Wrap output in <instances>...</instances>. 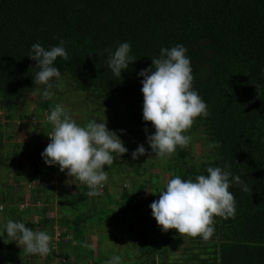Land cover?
<instances>
[{"label":"trees","instance_id":"1","mask_svg":"<svg viewBox=\"0 0 264 264\" xmlns=\"http://www.w3.org/2000/svg\"><path fill=\"white\" fill-rule=\"evenodd\" d=\"M60 40L69 59L55 61L61 77L53 79L52 91L66 97L69 104L65 109L87 110L88 122H102L105 115L110 117L105 123L115 130L117 122L126 118L117 129L124 130L121 138L129 149L122 159L132 162L129 173L143 168V173L134 175L145 176L146 180L137 178L132 186L122 189L117 188L119 183L113 186L111 175L123 176L121 166L113 163L105 167L108 180L100 195H87L86 185L78 194H70L71 199L61 206L74 217L62 219L59 212L56 218L61 220V228H66L62 235L70 234L71 241L64 243L59 236V252L50 249L45 255L47 264H52L55 252L60 264H84V259L91 256L85 237L92 226L107 224L114 231L133 222L134 213L140 216L135 227L142 226L132 235L137 245L129 240L132 249L121 252L106 240L111 248L107 246L109 250H103L94 264H107L114 254L121 256L122 264H175L164 261L168 253L165 245L179 233L176 229L164 235L157 232L150 205L159 199V189L176 175L194 180L206 175L209 166L226 168L243 181L230 187L236 213L227 219L215 216V232L209 240L191 237L192 256L184 264H264V0H0V112L16 115L13 111L25 109L33 100L32 113L36 111L44 118V111L48 117L60 104L41 96L44 86L34 84L37 62L28 56L33 43L50 49ZM125 41L131 43L130 54L137 60L117 78L107 61L110 52ZM177 44L188 48L193 88L206 102L209 115L196 118L184 133L191 137L185 148L178 146L171 157L160 158L147 143L148 133H154L155 128L143 119V77L139 72L153 65L162 48ZM60 81L69 91L60 89ZM125 111L129 115L122 113ZM48 127L46 139L53 129L50 122ZM198 137H205L208 146L201 156L193 142ZM214 142L218 146L213 147ZM142 143L147 153L132 159V152ZM25 150L32 162L41 158V148L27 145ZM114 156V160L122 157ZM0 167H4L1 158ZM39 173L35 167L31 178L37 180ZM143 185L149 187L147 196L142 195ZM112 186L116 193L110 192ZM22 198L21 194L8 201L7 195L0 194V204L6 206L0 213L6 218L0 228L9 219L19 221L9 212H16L12 205ZM40 220L42 224L22 221L34 231L49 234L48 225L55 218L43 215ZM151 223L154 231L146 230L144 226ZM71 255H76L74 260L78 262L71 263ZM39 257L23 252L6 233L0 235V264H35Z\"/></svg>","mask_w":264,"mask_h":264},{"label":"clouds","instance_id":"2","mask_svg":"<svg viewBox=\"0 0 264 264\" xmlns=\"http://www.w3.org/2000/svg\"><path fill=\"white\" fill-rule=\"evenodd\" d=\"M131 48V43L125 41L109 54L107 64L117 78L129 68L130 63L137 60L130 54ZM187 53L188 48L183 44L164 47L160 57L153 58V65L139 72V76L143 77V119L151 122L155 128L154 133H148L147 143L160 158L171 157L178 146L185 148L191 137L184 133L192 127L196 118L209 115L206 102L193 88L192 62ZM28 56L37 62L36 67L39 69L34 77L35 86H44L40 94L44 99H50L54 95L53 79L58 81L61 77L55 61L61 57L69 59L64 41L60 40L59 45L50 49L39 42L33 43ZM47 119L53 130L48 134L47 147L41 153L45 163L49 166L58 165L61 172L73 177L74 181L83 183L79 185H86L89 189L87 195H100V190L108 180L105 167L114 163V154L123 156L129 152L121 138L124 130L118 133L110 130L107 123L95 120L80 125L60 104L54 107ZM212 146L216 147L218 144L214 142ZM147 151L144 144H140L132 152V159L138 160ZM155 171L158 169L155 168ZM206 171V175H198L194 180L176 175L165 187L159 189V199L153 201L150 207L153 217L164 232L176 229L182 237L199 236L207 241L215 232V216L225 219L234 217L236 202L230 187L233 183L243 184L240 176L233 177L230 170L219 166H209ZM40 177L34 187L57 193L58 189H54V184L44 179L39 182ZM34 187H30V195L22 198L27 207L32 206L31 189ZM244 190H247L246 185ZM36 204L42 207V201H36ZM56 217L55 213V221L49 224V234L46 231H34L23 221L9 219L0 228V235L6 233L27 254L46 255L50 249L54 250L53 240L58 247L59 236L56 239L51 236V228L60 223ZM31 222L40 224L37 218ZM107 264H122L121 256L112 255Z\"/></svg>","mask_w":264,"mask_h":264},{"label":"rangeland","instance_id":"3","mask_svg":"<svg viewBox=\"0 0 264 264\" xmlns=\"http://www.w3.org/2000/svg\"><path fill=\"white\" fill-rule=\"evenodd\" d=\"M64 80H66V78ZM60 82H61L60 89L62 91H66L67 89L65 88L64 81H60ZM51 99L53 102L60 103L63 106L69 104L66 97L64 98L58 96L56 92H54V95L51 97ZM33 103L34 101L32 100L31 103L27 104V107L25 109L18 107L19 108L18 111L17 110L13 111L16 115H6L5 110H2L0 112V132H1L0 158H1V164H4L3 168L0 167V194L7 195V199H9L8 201H11L13 197L19 198L21 194H23L22 195L23 199L28 195H30L29 192L30 187L31 186L34 187L35 185L34 182L38 181L36 180V178L35 179L31 178V175L35 171V167H36V171L40 172L39 174L40 176H42L40 177L39 182L43 181L44 179L49 183L54 184L53 186L54 189L56 190L58 189L57 193H53L42 187H34L33 189H31V191L33 192L31 194L33 203L31 202L30 204H32V206L31 207L25 206L23 199H21L19 203L12 205L15 208L16 212L13 214L9 212V215L16 217V219L17 220L19 219V221L23 220L24 222H27L29 220L30 221L36 220L37 218L39 220V223L41 224H42V220L40 219L43 217V215L48 216V218H54L56 213L57 218H59L60 216L59 212H60L62 213V219L65 217L72 218L74 217V215H72L71 211L67 207L61 206V202L70 200L71 199L70 194L71 195L78 194L80 188L83 187L79 184H83V183L79 181H74L73 177H68L65 172H61L58 165L57 166L47 165L44 159L42 158V156L40 159L34 160L33 162L31 161L30 157L27 156V151L25 150V147L27 145H30L31 147H35V148H41L42 152L44 151V149L47 147V139L46 137H44V134L49 130L48 129L49 120L47 119V112L44 111L41 114L42 117L44 116V118L39 117L40 114H38L36 111L32 113L33 109L35 108V105H33ZM74 111L75 110L71 109L70 107H66V112L72 119H74L80 125L82 124L86 125L88 123V120L86 118V116L88 115L86 113L87 110L86 111L77 110L79 112H74ZM111 111H113V109H111ZM122 113H126V111ZM112 114L113 117L111 115L110 116L115 119V112H112ZM126 114L129 115V112H127ZM116 115L119 116L118 113ZM134 115L138 116V114H134ZM8 116H10L11 118H8ZM101 118H102L101 121L103 123L110 120V117L105 115L102 116ZM125 119L126 118L120 119L117 122L115 126V131H117L118 127H122L126 123ZM133 142H137V141L134 140ZM193 142L195 147L197 148L198 156H201L203 152L208 149L207 141L205 137H198ZM122 158H124V155L120 157L118 160H114L116 161L114 162L115 164H119L121 166L120 171L121 174L123 173L122 174L123 176L120 177L119 174L111 175V179H113L112 180L113 186H116L117 183H119L117 188L122 189L126 186L128 187L132 186L131 185L132 181L137 180V178L138 180L139 179L146 180L145 176L139 177V175L137 176L134 175V174L143 173V168L137 166L139 169L134 168L133 171L134 174L129 173L128 172L129 169L134 166L132 165L131 161L129 160L125 161ZM145 163L146 162H144V164ZM15 181H20L22 182V184H17V183L15 184ZM113 186L109 188L110 192L114 191ZM137 187L135 190L136 193H137ZM143 187L144 189L142 188L141 191L142 195L147 196L149 193V187L148 185H143ZM114 193H116V189ZM36 201L45 202L44 207H39L36 204ZM3 209H6L5 204L0 206V213L3 211ZM134 214L135 215L133 216V218H131L133 222H129L126 225H121L119 229L117 228L114 231H113L114 228L107 224H103V225L94 224L92 226L91 232H89L85 237V244L87 245L88 253H91V256L86 257V259H84V264H94L99 259L98 257L101 255L103 250H109V248H111L110 245L105 244L106 240H109L110 243L116 245L118 247L117 250L121 252H124L126 249H132L131 245L129 244V240L132 243H135L136 241L135 244L137 245L136 236L134 238L132 237V235L134 232L139 231V229H142L141 228L142 226L139 229L135 227L134 222L139 221L140 216L139 214L136 213ZM5 219H6L5 216L3 215L2 217V215L0 214V224H3V221L5 222ZM58 221L61 222V220ZM144 227L148 231H154V227L152 223L146 224ZM49 228L50 226L48 225V229ZM51 229L53 230V233H51L53 239H56L58 236H61L62 234H64V232H66V228L65 227L61 228L60 224H58V226H55ZM155 229L157 230V232L162 233V235L166 233L162 230V228L158 225L157 222L155 224ZM62 238L64 240V243L71 241L70 234H67L65 237L62 235ZM173 238L175 239V236ZM177 240H180V242ZM53 241H54L53 249L56 252H59V250H57V247L55 245V240ZM92 245H95V247H93ZM165 246L168 247V253L164 255V261L166 262L175 263V264H184L187 261V258L192 256L191 236L185 235L184 237H182L180 234H178L177 239H175L174 241H171L170 239ZM56 252L52 264H60L61 259L57 257ZM132 253L137 254L135 250H133ZM74 258H76V255H71L68 257V260L71 263L78 262L76 259L74 260ZM65 259L66 258H63V260ZM157 259L159 260L160 256H157ZM34 263L47 264L46 256L41 255V257H39L38 260H36Z\"/></svg>","mask_w":264,"mask_h":264},{"label":"built area","instance_id":"4","mask_svg":"<svg viewBox=\"0 0 264 264\" xmlns=\"http://www.w3.org/2000/svg\"><path fill=\"white\" fill-rule=\"evenodd\" d=\"M35 183V182H34Z\"/></svg>","mask_w":264,"mask_h":264}]
</instances>
